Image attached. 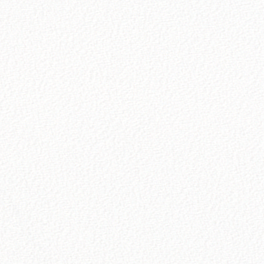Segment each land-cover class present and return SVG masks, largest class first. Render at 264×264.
Instances as JSON below:
<instances>
[{
  "label": "snow or ice",
  "instance_id": "6c2138e0",
  "mask_svg": "<svg viewBox=\"0 0 264 264\" xmlns=\"http://www.w3.org/2000/svg\"><path fill=\"white\" fill-rule=\"evenodd\" d=\"M0 264H264V0H0Z\"/></svg>",
  "mask_w": 264,
  "mask_h": 264
}]
</instances>
